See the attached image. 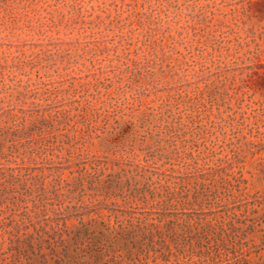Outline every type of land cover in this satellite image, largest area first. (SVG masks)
<instances>
[{
    "label": "rangeland",
    "instance_id": "374dc122",
    "mask_svg": "<svg viewBox=\"0 0 264 264\" xmlns=\"http://www.w3.org/2000/svg\"><path fill=\"white\" fill-rule=\"evenodd\" d=\"M0 264H264V0H0Z\"/></svg>",
    "mask_w": 264,
    "mask_h": 264
}]
</instances>
